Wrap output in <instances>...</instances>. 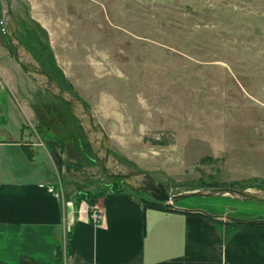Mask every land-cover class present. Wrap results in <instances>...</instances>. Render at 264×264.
Returning <instances> with one entry per match:
<instances>
[{"label": "rangeland", "instance_id": "374dc122", "mask_svg": "<svg viewBox=\"0 0 264 264\" xmlns=\"http://www.w3.org/2000/svg\"><path fill=\"white\" fill-rule=\"evenodd\" d=\"M10 2L21 40L95 109L121 162L170 192L239 174L236 187L264 179V0ZM0 38L13 57L1 12ZM17 67L36 91L38 136L62 185L129 190L104 173L93 151L81 149L87 136L68 107ZM167 203L228 205L264 216L263 201L224 195Z\"/></svg>", "mask_w": 264, "mask_h": 264}, {"label": "crops", "instance_id": "0c3cea01", "mask_svg": "<svg viewBox=\"0 0 264 264\" xmlns=\"http://www.w3.org/2000/svg\"><path fill=\"white\" fill-rule=\"evenodd\" d=\"M17 66L0 38L1 261L24 256L38 264H264L259 211L145 206L139 194L124 188L95 192L93 203L77 199L83 189L62 185L54 156L38 136L36 91ZM93 208L101 212L97 222L89 218Z\"/></svg>", "mask_w": 264, "mask_h": 264}, {"label": "water", "instance_id": "95a60500", "mask_svg": "<svg viewBox=\"0 0 264 264\" xmlns=\"http://www.w3.org/2000/svg\"><path fill=\"white\" fill-rule=\"evenodd\" d=\"M1 19L12 55L27 75L40 88L63 101L72 116L81 125L102 170L107 175L119 177L135 191L148 193L157 200L171 202L192 195H224L238 199H252L264 202V188L257 186L236 187L232 185L196 186L177 192H170L164 184L147 171L134 169L121 162L110 150V136L105 130L93 107L81 97L73 94L50 73H48L26 47L18 35V24L10 0H0ZM46 133L54 134L45 129Z\"/></svg>", "mask_w": 264, "mask_h": 264}, {"label": "trees", "instance_id": "16d2710c", "mask_svg": "<svg viewBox=\"0 0 264 264\" xmlns=\"http://www.w3.org/2000/svg\"><path fill=\"white\" fill-rule=\"evenodd\" d=\"M19 35V33H18ZM20 37V36H19ZM39 63L41 64V66L48 72L50 73L52 76H54L60 83L63 87H65L67 90H69L70 92H72L73 94L77 95V93L74 91V88L72 86V83L65 77V75L61 72V70H59L60 72V75H58L57 73V69L54 70L52 68L51 65L49 64H46L43 60H40L38 58H36ZM78 96V95H77ZM63 102V101H62ZM64 103V102H63ZM65 104V103H64ZM66 105V104H65ZM78 122V121H77ZM156 142V141H155ZM80 146H81V149L89 156H94L92 150H91V147H90V144L89 142L87 141V139H84L81 143H80ZM257 178L254 177V180H256ZM214 186V185H221L219 183H217L216 181L214 182H201V184L199 186ZM230 185L232 186H236L235 183L231 182ZM128 186V185H127ZM247 186H257V187H262L264 188V179H260L258 180L257 182H254L252 184H241L239 187H247ZM129 187V186H128ZM116 189V188H115ZM117 189H122V188H117ZM129 190L132 191V192H135L137 194H139L142 198H143V202H144V205H150V206H157V207H161V208H173L172 205H170L169 203L165 202V201H161V200H157V199H154L153 197H151L148 193L146 192H141V191H135L133 190L132 188L129 187ZM143 193H146V195H144ZM95 193L89 189H85V190H80V192L77 194L76 198L77 199H80V198H87V200L90 202V203H93V199H92V195H94ZM148 195V196H147ZM203 214L211 217V218H215L214 215L212 214H208V213H204L202 212ZM248 221L247 220H242V219H235L233 221V223H247ZM0 264H38L37 262L29 259V258H26V257H21L17 262L15 263H8V262H5V261H1L0 260Z\"/></svg>", "mask_w": 264, "mask_h": 264}, {"label": "built area", "instance_id": "2783aa9c", "mask_svg": "<svg viewBox=\"0 0 264 264\" xmlns=\"http://www.w3.org/2000/svg\"><path fill=\"white\" fill-rule=\"evenodd\" d=\"M89 218L91 219V221L97 222L101 219V212L98 209L93 208L89 212Z\"/></svg>", "mask_w": 264, "mask_h": 264}]
</instances>
